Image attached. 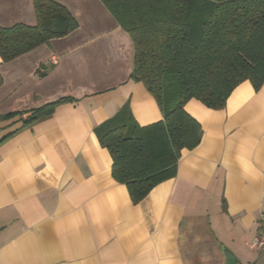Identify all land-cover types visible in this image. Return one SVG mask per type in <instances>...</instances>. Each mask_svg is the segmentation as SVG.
I'll return each mask as SVG.
<instances>
[{
  "label": "crops",
  "instance_id": "0c3cea01",
  "mask_svg": "<svg viewBox=\"0 0 264 264\" xmlns=\"http://www.w3.org/2000/svg\"><path fill=\"white\" fill-rule=\"evenodd\" d=\"M53 1L77 29L0 64V264H264L249 248L264 221V84L241 83L221 110L187 102L199 144L133 204L96 130L124 109L139 126L162 112L102 2ZM15 24H35L32 0H0V27Z\"/></svg>",
  "mask_w": 264,
  "mask_h": 264
},
{
  "label": "trees",
  "instance_id": "16d2710c",
  "mask_svg": "<svg viewBox=\"0 0 264 264\" xmlns=\"http://www.w3.org/2000/svg\"><path fill=\"white\" fill-rule=\"evenodd\" d=\"M100 1L132 41L131 77L144 85L163 116L139 126L124 109L96 130L100 146L110 154L113 180L138 204L175 175L181 152L200 142V125L185 111L187 102L221 110L241 83L248 81L254 90L264 84V0ZM32 7L33 26L0 27V64L78 27L75 17L53 0H32ZM71 101L62 98L26 111L23 125Z\"/></svg>",
  "mask_w": 264,
  "mask_h": 264
},
{
  "label": "built area",
  "instance_id": "2783aa9c",
  "mask_svg": "<svg viewBox=\"0 0 264 264\" xmlns=\"http://www.w3.org/2000/svg\"><path fill=\"white\" fill-rule=\"evenodd\" d=\"M249 248L251 250L264 251V221L260 234L251 241Z\"/></svg>",
  "mask_w": 264,
  "mask_h": 264
},
{
  "label": "water",
  "instance_id": "95a60500",
  "mask_svg": "<svg viewBox=\"0 0 264 264\" xmlns=\"http://www.w3.org/2000/svg\"><path fill=\"white\" fill-rule=\"evenodd\" d=\"M234 258H232L230 255H227V264H234Z\"/></svg>",
  "mask_w": 264,
  "mask_h": 264
}]
</instances>
